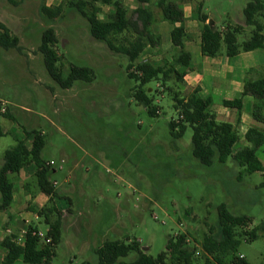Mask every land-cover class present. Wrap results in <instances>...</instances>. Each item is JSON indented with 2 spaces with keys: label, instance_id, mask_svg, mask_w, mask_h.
<instances>
[{
  "label": "rangeland",
  "instance_id": "374dc122",
  "mask_svg": "<svg viewBox=\"0 0 264 264\" xmlns=\"http://www.w3.org/2000/svg\"><path fill=\"white\" fill-rule=\"evenodd\" d=\"M176 1L188 13L192 46L201 34L197 12L207 16L214 29L224 31L228 25H245L244 10L250 2ZM63 2L0 0V21L24 49L23 55L0 49V127L4 134L0 137V168L6 151L18 141L31 145L26 132L45 135L42 158L55 162L52 181L60 194L55 203L64 219L62 243L52 264H98L95 249L114 240H137L156 258L166 250L169 237L179 234H186L190 246L197 248L194 264H203L201 243L211 228L218 227L221 205L234 216L251 218L250 229H262L260 238L244 243L240 253L250 264H264L263 175H248L232 160L224 164L216 161L213 167L196 160L192 128L179 140L171 136L169 123L177 121L178 115L166 87L160 82L148 86L160 112V117L153 118L132 97L137 83L127 77V57L95 40L89 23L77 10L65 6L63 17L55 21L41 15L42 5L54 8ZM140 6L137 0L97 5L101 21L115 19L118 7L135 19ZM146 7L154 15L150 32L161 42L150 47L141 60L162 65L175 55L173 26L164 20L159 0ZM260 21L264 25V13ZM49 28L59 39V66L64 74L71 65L89 68L95 75L92 83L77 82L72 89L63 90L49 77L39 53L43 32ZM252 31L247 28L240 43L248 40ZM132 39L123 34L113 43L121 47ZM177 85L173 88L179 91ZM181 92L183 97L190 94L186 85ZM3 103L5 114L13 120L1 112ZM259 156L264 161L261 153ZM23 176L10 180L19 198L26 192L34 199L39 194L35 178L28 172ZM35 225L47 234L44 219ZM136 257L133 253L120 262L129 263Z\"/></svg>",
  "mask_w": 264,
  "mask_h": 264
},
{
  "label": "trees",
  "instance_id": "16d2710c",
  "mask_svg": "<svg viewBox=\"0 0 264 264\" xmlns=\"http://www.w3.org/2000/svg\"><path fill=\"white\" fill-rule=\"evenodd\" d=\"M63 1V4L54 8L42 5L41 15L50 21H55L63 17L65 6L77 10L89 23L90 34L95 40L107 44L110 50L127 57L129 61L126 69L127 77L137 83L132 97L153 118L160 117V112L154 105L148 86L160 82L162 87H166L173 99V110L178 115L177 121L169 123L171 136L179 140L188 127L192 128L193 156L196 160L205 167H213L216 161L224 164L227 160H232L248 175L260 173L264 177V164L258 157L259 150L264 146L263 130L257 127L249 129L245 135L249 146L236 149L239 140L236 126L217 121L211 100L204 99L200 95L199 88L187 97L182 96L181 90L186 85L185 77L191 70L193 56L185 48V43L191 40L185 28V14L175 2L159 0V8L164 20L173 26L171 42L175 55L172 56L171 61L156 66L141 60L150 47H158L161 42L159 37H154L150 32L154 15L146 4L154 0H137L141 6L135 12V19H130L127 11L118 7L115 19L112 17L109 21L99 19L101 8L97 5L100 3L103 6H111L114 0ZM263 13L264 0H250L244 10V26L228 25L224 31H218L208 23L207 16L202 15L200 11L197 12V19L201 24L202 54L207 57H216L225 51L229 57H237L242 53L264 50V25L260 21ZM247 28L253 29L252 34L248 40L240 43L239 38L243 36ZM123 34H130L133 39L127 40V43L122 44L121 47H116L113 39ZM58 45L56 31L53 28L46 29L42 35L39 53L54 83L63 90L72 89L77 82L92 83L95 75L89 68L71 65L69 72L64 74L59 66L61 57ZM0 49L16 51L22 55L24 53L20 39L14 36L1 21ZM176 85L179 91L173 88ZM245 97H251L254 100L253 119L257 123L264 124V77L246 80L241 97L228 102L226 106L237 110L241 116ZM4 115L13 120L11 116ZM25 135L26 138L32 139L31 145H27L25 140L18 141L16 146L6 151L0 168V215L8 211L14 203L15 187L9 179L10 175L28 172L35 178L39 193L44 194L49 198V202L54 203V206H46L37 212L38 217L44 219L48 226L47 237L52 239V243L45 245L42 240L33 236L38 228L31 226L24 246L17 245L11 238H6L1 243V247L7 251L4 264H16L19 261L24 264H52L56 257V249L62 243L64 229L63 212L55 203L56 199H60V194L52 181L55 170L42 158L46 147L45 135L38 131L26 132ZM2 136L4 134L0 127V137ZM239 178L242 179L241 176ZM261 188H264V181ZM218 215V227L211 228L201 243L203 264H250L245 257L241 258L240 249L244 243L257 241L260 238L259 231L262 229L259 227L250 229L253 225L251 218L234 216L225 205L218 208ZM94 252L98 257V264H194L198 258L197 248L190 246L186 234L170 236L166 250L156 258L149 256L137 240L107 241ZM133 253L137 255L134 261L120 262L121 259L128 258Z\"/></svg>",
  "mask_w": 264,
  "mask_h": 264
},
{
  "label": "crops",
  "instance_id": "0c3cea01",
  "mask_svg": "<svg viewBox=\"0 0 264 264\" xmlns=\"http://www.w3.org/2000/svg\"><path fill=\"white\" fill-rule=\"evenodd\" d=\"M171 1L179 6L176 0ZM179 7L185 14V28L187 34L190 35L187 30L188 13L185 6ZM189 41L185 43V48L192 54L193 62L190 72L185 77L186 88L189 93L199 88L200 95L204 99L211 100L217 121L236 126L239 136L237 149L248 147L245 139L248 130L257 127L264 131V124L257 123L252 117L254 100L251 97L244 98L241 116L237 110L228 108L226 104L241 97L246 80H257L264 77V50L242 53L237 57H229L224 51L216 57H207L201 51V34L196 45L194 43L192 46V42ZM260 153L264 156V146L258 152L259 158ZM260 160L264 164L262 158ZM14 176L24 179L23 172L20 175H10V177ZM14 187L13 205L0 215V264H4L7 255V251L1 247V243L7 238V230H11L15 237H22L31 226L36 227L35 221H40L37 212L46 207L49 202V198L41 193L33 199L31 195L24 192L19 198L15 184ZM37 228L41 231L39 227ZM16 264L24 263L19 261Z\"/></svg>",
  "mask_w": 264,
  "mask_h": 264
},
{
  "label": "built area",
  "instance_id": "2783aa9c",
  "mask_svg": "<svg viewBox=\"0 0 264 264\" xmlns=\"http://www.w3.org/2000/svg\"><path fill=\"white\" fill-rule=\"evenodd\" d=\"M4 108L1 109V112L3 114L6 113V103H3ZM49 165L51 167L55 166V162H49ZM55 186H57V183H54ZM28 234V231H26L22 237H14L13 232L11 230H7V238H11L14 242H16L19 246H24L25 238ZM33 236L38 237L45 245H49L52 243V239L47 237L46 233H43L41 231H36ZM241 258H244L243 255H241Z\"/></svg>",
  "mask_w": 264,
  "mask_h": 264
}]
</instances>
